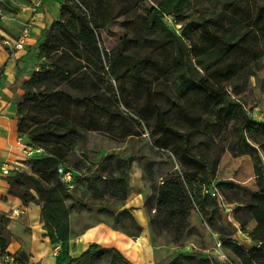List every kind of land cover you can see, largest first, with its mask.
<instances>
[{"label": "trees", "instance_id": "obj_1", "mask_svg": "<svg viewBox=\"0 0 264 264\" xmlns=\"http://www.w3.org/2000/svg\"><path fill=\"white\" fill-rule=\"evenodd\" d=\"M207 0H65L61 14L47 30L45 39L39 47V56L47 63L40 64L30 78L23 81V100L18 103L20 126L31 124L28 138L32 147L42 148L46 154L32 158L30 172H16L8 176L9 193L19 197L24 205L37 199H44L42 220L46 235L52 243L61 246L57 264H135L116 247L92 243L80 255L69 253L72 235L71 214L77 208L92 210L85 202L70 204L72 189L62 180L59 169L65 166L75 174L76 186L79 174L66 160L72 149L84 144L88 132L97 127L90 117L113 116L116 113V98L109 95L113 88L112 78L122 79L129 73L142 70L145 60L133 49L143 44H170L174 49V68L171 76L174 98L190 101L194 96L202 98L201 107L205 115L193 118V128L213 133L218 129L223 135L231 128L234 131L237 148L244 154L260 161L258 148L245 136V128L251 125L263 140L264 122H253L248 114L244 94L250 86V79L260 70L264 53L258 37V29L253 19L254 0H224V10L192 17L189 12L196 4ZM262 15L264 7L261 8ZM166 16H173L182 24L179 34L165 22ZM126 31L109 55V64L104 62V50L100 42V32L109 30L115 22L122 19ZM5 66L0 67V81ZM159 91H150L151 113L155 118L157 132L162 137H173L182 142L184 154L195 165L203 163L189 152L190 133L180 131L167 123L169 111L159 102ZM167 96L172 103L175 99ZM72 103L80 107L79 115L68 118L64 106ZM61 109L55 115H46L51 109ZM79 109V108H78ZM45 116H43L44 114ZM169 139V138H168ZM154 145L168 148L169 143L155 139ZM117 168L123 164L116 158ZM206 168V165H204ZM258 173L262 171L257 169ZM90 182L103 180L105 194L120 197L126 180L95 175ZM205 174L204 183H208ZM225 185L228 183L222 182ZM36 192V194L34 193ZM96 193H101L95 189ZM123 197V196H122ZM108 213L116 222L125 223L129 217L137 229H142L131 211H120L111 207L99 208ZM8 215L0 218V257L7 254L11 241ZM126 233L139 236L127 225ZM117 229L115 226H112ZM19 264H26L24 251L15 254ZM202 264L203 259L196 256L179 255L169 264H185V261ZM0 264H3L0 262Z\"/></svg>", "mask_w": 264, "mask_h": 264}, {"label": "rangeland", "instance_id": "obj_2", "mask_svg": "<svg viewBox=\"0 0 264 264\" xmlns=\"http://www.w3.org/2000/svg\"><path fill=\"white\" fill-rule=\"evenodd\" d=\"M224 3V0H207L194 5L189 14L198 17L222 12ZM262 7L264 0L253 1V19L257 28L264 27V12L261 21L259 16ZM122 21L123 18L115 22L111 29L100 32L106 65L109 64L112 49L126 31ZM165 22L177 33L182 32V24L177 23L173 16H166ZM258 37L264 50V33L260 29ZM133 50L145 63L139 72L129 73L122 79L112 78L113 88L108 92L117 100L115 115L90 117L97 129L90 130L86 143L74 147L66 160L79 174L68 202H85L93 206L92 210L77 208L72 214L80 224L104 222L124 232L126 224L127 228L140 235L142 229H137L128 216L123 217L125 223L121 224L99 208L111 207L117 211L127 208L132 213L141 205L146 210L151 227L152 264H169L182 254L203 259L202 264H264V149L260 145L263 139L251 125L245 128V136L258 148L260 161L256 162L252 156L237 148L236 136L231 128L225 135L218 129L209 134L193 128V118L206 113L201 107L202 98L194 96L185 102L174 98L170 80L174 68L173 47L168 43H153ZM261 65V69L251 77L249 89L243 96L248 114L255 123L264 122V56ZM150 91L160 92L159 102L165 111H169L167 123L190 133L189 152L203 158V163L195 165L184 154L181 141L162 137L157 132L150 108ZM167 96L174 98L176 103L169 102ZM61 109L68 118L79 115L81 111L72 103ZM61 109L44 113L55 115ZM158 138L166 140L169 147L154 145V140ZM33 157L17 163L19 168L11 170L8 176L16 172H30ZM116 158L124 164L120 169L117 168ZM258 168L262 173H258ZM207 173L208 183H204ZM98 174L123 178L127 188L123 186L119 198L107 195L103 192V180H96L95 187L90 185ZM95 189L101 193H96ZM32 203L41 207L42 214L44 199L37 195V199L26 207ZM21 207L23 210L19 215L9 214L8 226L12 233L23 237V233L32 230L29 213L33 217L35 208L24 212L25 207ZM42 223L41 228L45 229L43 220ZM33 239L26 235L27 244L31 245L29 241ZM35 244L37 247L32 251L21 250L27 255L26 264H40L32 257L44 245L40 241L33 246ZM54 246L53 253L57 258L61 246ZM43 249L49 253L48 248ZM69 253L72 255L70 245ZM184 261L185 264H194Z\"/></svg>", "mask_w": 264, "mask_h": 264}, {"label": "crops", "instance_id": "obj_3", "mask_svg": "<svg viewBox=\"0 0 264 264\" xmlns=\"http://www.w3.org/2000/svg\"><path fill=\"white\" fill-rule=\"evenodd\" d=\"M36 1L5 0L1 7L3 16H0V67L5 66V71L0 81V218L11 213L19 215L23 210L21 205L25 207L24 212H31L35 208L33 217L29 213L32 230L23 233L25 236L15 235L9 227L11 241L8 252L16 254L21 250L32 251L37 247V244H33L40 241L44 246L32 258L40 261V264H57L53 250L54 245H60L52 243L46 235V229L41 228V207L39 209L35 203L26 207L19 197L11 195L8 175L3 172L4 166L15 167L21 160L27 159L24 148L32 147L28 138L31 124L23 125L22 128L18 116V103L23 100L24 95L22 84L35 70L40 69L43 59L39 56V47L51 24L60 18L61 5L65 0ZM37 3L38 9L33 10L32 6ZM28 22L30 32L24 47H10L7 42L17 40ZM132 213L142 227L139 236H132L104 222L80 224L75 214H71L72 235L69 245L72 255L78 256L90 244L98 243L118 248L135 264H152L151 227L146 210L140 205ZM26 235L28 238H35L29 241L31 245L27 244ZM43 248H48L50 254Z\"/></svg>", "mask_w": 264, "mask_h": 264}, {"label": "built area", "instance_id": "obj_4", "mask_svg": "<svg viewBox=\"0 0 264 264\" xmlns=\"http://www.w3.org/2000/svg\"><path fill=\"white\" fill-rule=\"evenodd\" d=\"M5 2V0H0V16H3L2 13V5ZM39 6V3L34 4L32 6L33 10H37ZM29 32H30V22L26 23L21 36L15 40L14 42H7V44L12 47V48H16V49H21L24 47L26 38L29 36ZM42 148H37V147H30V148H24V153L26 154L27 157H33L36 154L41 153ZM18 166L15 167H11V166H4L3 167V172L4 174L8 175L11 173V170H17ZM59 172L61 174L62 180L65 181L66 183H68V186L70 189H73L75 187L74 184V179H75V174L72 170L67 169L65 166H61L59 169ZM0 262L3 264H19L16 261V257L15 254H7L5 256H3L2 258L0 257Z\"/></svg>", "mask_w": 264, "mask_h": 264}]
</instances>
